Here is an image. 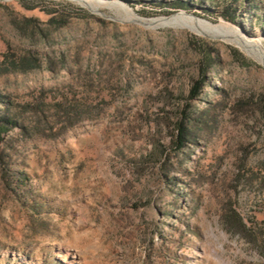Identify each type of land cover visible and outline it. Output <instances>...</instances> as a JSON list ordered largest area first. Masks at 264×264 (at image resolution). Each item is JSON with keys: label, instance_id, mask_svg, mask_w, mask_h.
Masks as SVG:
<instances>
[{"label": "rangeland", "instance_id": "1", "mask_svg": "<svg viewBox=\"0 0 264 264\" xmlns=\"http://www.w3.org/2000/svg\"><path fill=\"white\" fill-rule=\"evenodd\" d=\"M154 1L0 0V264H264V0Z\"/></svg>", "mask_w": 264, "mask_h": 264}, {"label": "trees", "instance_id": "2", "mask_svg": "<svg viewBox=\"0 0 264 264\" xmlns=\"http://www.w3.org/2000/svg\"><path fill=\"white\" fill-rule=\"evenodd\" d=\"M154 2H157L159 5L161 6H167L168 8L170 9H178V8H183V9H190L192 8L193 6H196V7H200L202 10L204 11H211V7L210 6H205L201 3H194L192 2V0L190 1H187V0H155ZM25 7L27 5H24ZM36 6H30L29 5L27 6V8H35ZM221 16H223L226 20H229L231 22H236V19L238 17V13H237V7H233V5L230 3H228L221 11ZM209 59L211 57H208ZM209 59H207L206 61V67L209 66ZM27 67H24L26 69L28 68H33L35 66V63H28L26 65ZM203 78L201 79H197L193 82L191 88L189 89V97L190 98H194L198 95L199 93V90L201 89L202 85H203ZM263 108H264V103H263ZM186 120L188 121L189 120V116L187 115L186 117ZM5 122L9 123V124H16L15 121L13 120H9V119H5ZM175 135H174V140H173V143L175 144V147L177 149H180L181 147H183L185 145V140L187 138V128L184 124L183 121H178L175 125ZM1 132H4V128H0V133ZM227 220L228 222L233 220L234 222V225H233V228H236V227H240V228H243L245 227V223L243 221V218L239 215V213L235 212V211H231L229 213V215L227 216Z\"/></svg>", "mask_w": 264, "mask_h": 264}, {"label": "bare ground", "instance_id": "3", "mask_svg": "<svg viewBox=\"0 0 264 264\" xmlns=\"http://www.w3.org/2000/svg\"><path fill=\"white\" fill-rule=\"evenodd\" d=\"M183 13V12H181ZM149 23H166V24H174V25H181L184 27H187L193 31L199 32V33H206V34H213L218 36H224L226 38L230 37V39L234 40L233 33L223 24H217L213 25L211 23H208L203 20H199L196 18L188 17L183 14H175L173 16H170L165 19H156L152 20ZM237 42V44L241 45L243 48L248 50L249 52L254 50V47L257 46L255 42L241 40L238 38V40H234ZM255 51V50H254ZM259 57L261 59H264L263 54H259Z\"/></svg>", "mask_w": 264, "mask_h": 264}, {"label": "water", "instance_id": "4", "mask_svg": "<svg viewBox=\"0 0 264 264\" xmlns=\"http://www.w3.org/2000/svg\"><path fill=\"white\" fill-rule=\"evenodd\" d=\"M188 14H189L190 16H192V17H194V18H195V15H194L193 13H191V14H190V13H188Z\"/></svg>", "mask_w": 264, "mask_h": 264}]
</instances>
